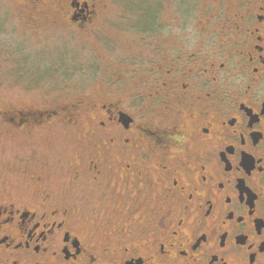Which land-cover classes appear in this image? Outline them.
Segmentation results:
<instances>
[{"label": "flooded vegetation", "instance_id": "af4514ba", "mask_svg": "<svg viewBox=\"0 0 264 264\" xmlns=\"http://www.w3.org/2000/svg\"><path fill=\"white\" fill-rule=\"evenodd\" d=\"M24 2L34 37L65 36L37 67L90 70L89 87L0 120L87 148L79 196L46 168L0 187V264H264V0Z\"/></svg>", "mask_w": 264, "mask_h": 264}, {"label": "rangeland", "instance_id": "374dc122", "mask_svg": "<svg viewBox=\"0 0 264 264\" xmlns=\"http://www.w3.org/2000/svg\"><path fill=\"white\" fill-rule=\"evenodd\" d=\"M23 3L24 0H0V106L10 102L18 106L32 104L48 107L52 102H63V95L68 100L75 93L87 89L90 70L54 72L37 67L40 56L50 53L54 56L58 53L56 50L65 45L62 39L65 36L53 33L50 38H46L49 40L34 37L25 29L26 19L21 8ZM105 30L111 38L120 40L122 48L129 49L128 39L123 32L109 26ZM89 33L86 39L93 46ZM39 52L40 56L37 57ZM104 66V70L108 71L115 68L113 62ZM127 68L122 67V70ZM129 77V71H123L117 88V92L122 93L124 98L131 91ZM96 88L94 84L93 89ZM2 123L0 120V187L23 190L30 184L29 178L34 173H42L40 170L46 168L48 174L53 176V181L68 190L70 195L81 194L79 187L71 188L72 185H69L70 181L74 182L76 172H71L68 167H76L85 158H78L87 148L85 139L78 131L55 128L54 133L50 134L41 135L37 132L24 135L23 132L18 134L9 131ZM61 165L63 170L58 169ZM78 186L81 185L78 183Z\"/></svg>", "mask_w": 264, "mask_h": 264}, {"label": "trees", "instance_id": "16d2710c", "mask_svg": "<svg viewBox=\"0 0 264 264\" xmlns=\"http://www.w3.org/2000/svg\"><path fill=\"white\" fill-rule=\"evenodd\" d=\"M28 107H32V106L29 105ZM37 108H40V107H37ZM40 109H41V112H42V111H46V109H48V107L47 106H42Z\"/></svg>", "mask_w": 264, "mask_h": 264}]
</instances>
